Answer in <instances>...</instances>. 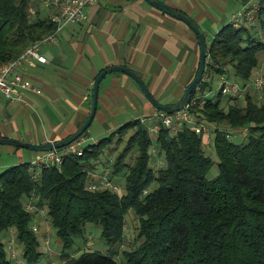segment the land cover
I'll list each match as a JSON object with an SVG mask.
<instances>
[{
  "label": "trees",
  "instance_id": "1",
  "mask_svg": "<svg viewBox=\"0 0 264 264\" xmlns=\"http://www.w3.org/2000/svg\"><path fill=\"white\" fill-rule=\"evenodd\" d=\"M34 2L0 0V63L56 30V23L38 11L32 18ZM256 21L254 26L229 22L208 44L206 70L196 90L204 103L192 106L193 121L182 131L162 124L153 138L135 119L82 147L81 154L66 155L60 166H44L38 174L31 162L0 170V264L14 259L12 246L2 239L11 231L20 256L38 263L43 253L32 226L45 208L44 219L56 229L62 246L60 264H120L114 258L119 252L125 264H264V94L246 93L244 105L238 95L220 90L214 98L206 94L212 90V73L223 75L229 64L237 77L249 79L264 51V35L253 34L254 28L264 29V0ZM225 100L234 101L228 110L221 106ZM195 124L216 125L211 145L218 174L212 179L206 173L213 162ZM244 126L246 140L235 143L226 128ZM129 131L124 150L96 173L105 148ZM107 167L111 181L123 178L124 194L102 185L88 188L93 181L89 176L99 177ZM131 210L137 218L133 232L127 227ZM90 225L101 228L111 252L72 250L76 239L88 242Z\"/></svg>",
  "mask_w": 264,
  "mask_h": 264
},
{
  "label": "crops",
  "instance_id": "2",
  "mask_svg": "<svg viewBox=\"0 0 264 264\" xmlns=\"http://www.w3.org/2000/svg\"><path fill=\"white\" fill-rule=\"evenodd\" d=\"M159 1L194 19L208 44L236 15L241 16L242 25L258 24L256 14L252 21L245 16L253 7L258 10L260 2ZM86 11L85 21L67 24L54 42L40 46V52L47 58L45 64H29L23 70L41 88V94H25L21 100L14 101L0 94V138L43 144L74 133L89 115L96 76L110 66L132 69L162 104L176 103L182 98L197 73L200 60L198 38L187 24L146 0H96ZM260 31L261 37L264 29ZM156 112L134 79L116 71L107 74L100 83L97 111L91 124L102 132H109L131 120L144 119L151 136L156 138L153 131ZM86 135L95 136L89 129ZM18 149L0 145V155L18 154L31 162L41 154ZM9 243L15 246L12 240ZM47 247L49 251L51 243Z\"/></svg>",
  "mask_w": 264,
  "mask_h": 264
},
{
  "label": "built area",
  "instance_id": "3",
  "mask_svg": "<svg viewBox=\"0 0 264 264\" xmlns=\"http://www.w3.org/2000/svg\"><path fill=\"white\" fill-rule=\"evenodd\" d=\"M95 1L96 0H51V4L55 8V15L52 19L56 23V30L53 33L43 36L40 40L28 44L26 48L21 52V54H19L16 58L8 62L0 63V94L3 95L5 99L9 101L21 100L25 94L39 95L42 93L41 88L35 86L29 80V78L26 77L23 70L25 69L26 65L29 64H45L47 62V58L40 52V46L45 43L50 44L54 42L57 35H59V33L67 24L85 21L87 19L86 8L89 4ZM256 11V8H251L248 16H245V18L249 21L254 20ZM240 18L241 16L238 15L232 18V21L236 26H240L242 24V20ZM252 85L254 91L260 97H262L264 94V75L260 74L259 76H257L253 80ZM246 86H240L237 82H233L229 78L223 77L221 79V86L219 90L223 95L226 96H242L246 91ZM196 90L195 96H191L187 106L184 109L173 113H167L157 110V112L153 115V119L156 122L154 126L155 129L153 131L156 132L157 130H159L160 126L163 124L164 126L171 128L172 131L179 132L183 130L186 124L191 123L192 115L190 109L197 102L199 104L204 103L200 92H196ZM143 121L145 120L142 119V122ZM195 125L196 126H194V128L197 131L201 132L203 136L207 134L206 138L209 139L207 140V143H210L212 139L210 138V136H208L209 128L204 124ZM238 131L243 136L246 135L245 128H239ZM84 138L85 135H82L78 140L61 149L41 152L39 157L31 161L32 170H34L38 174L41 168L44 166H60L63 162V158L66 155L81 154V143L85 141ZM92 142L95 141L92 140ZM110 173L111 169L109 167L105 168L104 173L99 176L97 180L91 181L88 188L95 189L98 185H102L103 187H112L117 191L119 189V186L114 184L109 179ZM35 227L36 224H34L32 228L35 232H37V228ZM48 233H50V226H48L47 224V238L45 239L46 245L50 244ZM10 246L12 247L10 248L9 254L16 260L17 264H21L22 261L19 258L21 250L16 249V247H14L11 243Z\"/></svg>",
  "mask_w": 264,
  "mask_h": 264
},
{
  "label": "rangeland",
  "instance_id": "4",
  "mask_svg": "<svg viewBox=\"0 0 264 264\" xmlns=\"http://www.w3.org/2000/svg\"><path fill=\"white\" fill-rule=\"evenodd\" d=\"M34 1H35L34 2L35 5L31 7L32 18H36V15H38V14H36L37 11L39 12L40 17H42V18H53L54 17L55 11H53V9H55V8L51 4V0H34ZM261 1L262 0H251V2H261ZM50 7H52L53 9H50ZM261 33L262 32L260 30L254 28L253 34L256 37H258ZM258 57H259L258 58V65L253 68L252 73H251L248 80H244L240 77H237L235 75V71H234L233 67L230 64L226 68L227 71L223 74V75H226L225 77L229 78L231 81L237 82L240 86L247 83V86L245 89L246 91L239 99L240 103L242 105H244V103H245V96L244 95L248 92H251V94H254L256 97L260 98V96L254 91L252 82L260 74L264 75V51L260 52L258 54ZM211 79H212L211 80L212 81L211 82L212 90L206 92V94L208 95V97L214 98V97H216L217 93L219 92V89L221 86L222 76L219 73H212ZM259 101H262V100L260 99ZM233 103H234V101H226L225 100L221 103V106L224 107L225 110H228L229 106L232 105ZM215 127H216L215 124L210 125V127H209V132L211 133L210 135H212V136L214 135L213 133H214ZM219 127L223 128V126H220V125H219ZM244 127H245V129L247 128L246 126H244ZM226 129H228V130L230 129V131L232 132L231 133L232 134L231 140L234 141L235 143H242L246 140V137H244L238 131L239 128H231L230 127V128H226ZM90 130H92V133H94L95 136H92V138H90L89 136L85 135L87 137L84 138L85 141L81 143V147H84V146L92 143V140L98 141L100 138L105 137L112 132V131L102 132L100 129L95 127V124H91V126L89 127V131ZM233 130H237V131H233ZM130 135H131V131H129L126 136L122 137L121 141L119 140V137H116V139L113 141V143H111L107 148H105L104 154L101 157V161L97 165V167L99 169L104 167L103 164L107 163L108 161L110 163V161H113L116 159L117 155L119 153H121L124 150V148L126 147L127 139ZM206 137H207V134H205L202 137L203 138V147H204L207 155L211 157L212 162H213L212 165L210 166L209 170L206 173V177L208 179H212V178L216 177L218 174V164H217L218 159H217V155L214 152L213 145H207L208 144L207 140H209V139ZM210 144H212L211 141H210ZM155 146H156V144H155ZM18 150L23 152L26 149L19 147ZM27 160L28 159L25 156H24V158H22L20 156L18 157V154L3 153L2 155H0V170H3L6 167H9L11 165L27 162ZM152 162L154 163V161H152ZM98 168H97V170H99ZM96 173H98V172H96ZM93 176H94V178H93ZM91 178H92V180L98 179V177L95 176L94 174H92L91 177L89 176V180ZM112 182L119 186V194L120 195L125 193V183H124L123 178H119L117 176L114 180H112ZM46 211H47L46 208L41 210L39 215L37 216V221L35 222V224H36L35 228H37L36 233H37L38 240H39V251L43 253L42 257L39 259L38 263H36V264H46V263L59 264V262H60L59 253H61V251H62V246H61V243L58 239L56 229L54 227H52L49 223H46V221L44 219V213H47ZM42 213H43V216L41 215ZM136 223H137V218L134 214V211L131 210L128 212V215H127V227L130 229L131 232H133V230L136 226ZM47 224H48V226H50V233H48L49 240H50V243L52 246L50 248L51 251L49 250L50 252L48 251V247L45 244V239L47 238ZM86 231H87L86 232V236H87L86 239L88 238V242L85 243V242H83L84 241L83 238H78V239H76L75 244L72 247V250L77 251V249H79V248H81L82 250L90 248L93 250L102 251L104 253L111 252L110 247L108 246L106 241L101 236V228L99 226L90 225L87 227ZM90 234H93L91 238H89ZM2 239H3V242L6 244V246L8 245L9 240H12V242H14V244L17 248H18V246H20L19 241L16 238V235L13 233L11 234V233L6 232L2 236ZM119 249H121V247ZM8 250H9V248H8ZM18 250H19V248H18ZM114 258L117 259L120 262V264H125L124 261L121 259L122 258L121 252H119L117 255H114ZM20 259L22 261L21 264H29L28 261L24 259V257L20 256ZM12 264H17L15 259H12Z\"/></svg>",
  "mask_w": 264,
  "mask_h": 264
},
{
  "label": "water",
  "instance_id": "5",
  "mask_svg": "<svg viewBox=\"0 0 264 264\" xmlns=\"http://www.w3.org/2000/svg\"><path fill=\"white\" fill-rule=\"evenodd\" d=\"M146 1L150 5L162 10L163 12L187 24L194 31L199 41L200 60H199V66H198L197 73L195 77L193 78V80L185 88L184 94L178 102L172 103V104L160 103L159 101L156 100L153 94L149 91L148 87L142 81V79L132 69L126 66H121V65L110 66L102 70L96 76L93 82L92 103H91V109H90L89 115L74 133L70 134L69 136L61 140L43 143V144L30 143V142H26V141H22L18 139L1 137L0 145H12L15 147L24 148V149H28L31 151L44 152V151H53L56 149H61L71 144L72 142L78 140L84 134V132L89 129L95 117V114L97 111V105H98L99 87H100V83L102 79L107 74L116 72V71L123 72L127 74L128 76H130L132 79H134V81L138 84L139 88L142 90L145 97L155 107V109L159 111L167 112V113H173V112L184 109L187 106L192 94L195 92L197 86L202 81L205 70H206L207 58H208V42H207L206 36L204 32L202 31L201 27L197 24V22L194 19H192L190 16L185 14L184 12L177 10L159 0H146Z\"/></svg>",
  "mask_w": 264,
  "mask_h": 264
}]
</instances>
